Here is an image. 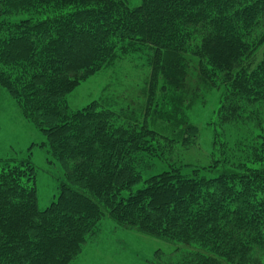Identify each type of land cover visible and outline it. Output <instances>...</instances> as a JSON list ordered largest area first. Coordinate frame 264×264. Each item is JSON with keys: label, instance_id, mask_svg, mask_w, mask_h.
Wrapping results in <instances>:
<instances>
[{"label": "trees", "instance_id": "obj_1", "mask_svg": "<svg viewBox=\"0 0 264 264\" xmlns=\"http://www.w3.org/2000/svg\"><path fill=\"white\" fill-rule=\"evenodd\" d=\"M118 50L145 51L172 82L194 68L227 85L236 111V100L264 96V0H0V85L46 132L66 176L42 210L31 159L0 155V264H74L103 218L195 243L199 264H245L264 247V169L158 171L147 122L104 133L98 101L69 116L66 96Z\"/></svg>", "mask_w": 264, "mask_h": 264}, {"label": "rangeland", "instance_id": "obj_2", "mask_svg": "<svg viewBox=\"0 0 264 264\" xmlns=\"http://www.w3.org/2000/svg\"><path fill=\"white\" fill-rule=\"evenodd\" d=\"M140 1L127 3L133 7ZM149 57L145 51L118 50L114 63L83 78L66 96L69 116L98 101L97 110L108 109L104 133L112 127L131 128L147 122L158 133L154 141L159 143L152 144L148 160L158 171L184 164L207 169L208 176L228 169L245 173L264 169V96L236 100L240 103L233 104L238 109L231 112L227 85L203 81L194 66L184 83L172 82L162 72H152ZM27 110L0 85V155L31 159L43 210L57 199L60 184L66 180L65 168L52 154L46 132ZM189 126L197 127L198 134L191 136ZM91 234L74 264H199L193 255L199 250L197 244L124 228L110 218H103ZM246 258L245 264H264V247L253 245Z\"/></svg>", "mask_w": 264, "mask_h": 264}]
</instances>
